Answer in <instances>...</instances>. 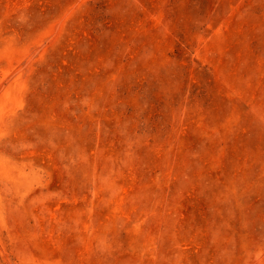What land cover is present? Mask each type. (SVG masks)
<instances>
[{
	"label": "rangeland",
	"instance_id": "374dc122",
	"mask_svg": "<svg viewBox=\"0 0 264 264\" xmlns=\"http://www.w3.org/2000/svg\"><path fill=\"white\" fill-rule=\"evenodd\" d=\"M0 264H264V0H0Z\"/></svg>",
	"mask_w": 264,
	"mask_h": 264
}]
</instances>
